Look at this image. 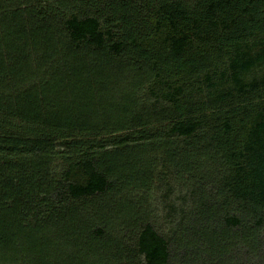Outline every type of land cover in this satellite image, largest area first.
Instances as JSON below:
<instances>
[{
    "label": "trees",
    "instance_id": "obj_1",
    "mask_svg": "<svg viewBox=\"0 0 264 264\" xmlns=\"http://www.w3.org/2000/svg\"><path fill=\"white\" fill-rule=\"evenodd\" d=\"M118 87L132 92L123 117L98 119L94 91ZM159 149L149 181H130L127 157ZM203 155L207 177L190 170ZM158 173L186 183L201 210L209 186L216 222L250 233L245 252L258 254L264 0H0V264H58L40 234L122 193L145 201ZM196 210L169 237L148 214L108 226L98 210L81 232L98 242L95 261L79 264H193Z\"/></svg>",
    "mask_w": 264,
    "mask_h": 264
},
{
    "label": "rangeland",
    "instance_id": "obj_2",
    "mask_svg": "<svg viewBox=\"0 0 264 264\" xmlns=\"http://www.w3.org/2000/svg\"><path fill=\"white\" fill-rule=\"evenodd\" d=\"M83 90V89H82ZM83 93L82 91H78ZM97 95L101 97V101L95 107L97 118L103 119L105 116L111 117L112 121L120 120L123 117L121 112L122 105L125 103L127 98H132V92H128L123 87L112 88L107 90L103 95L97 90L94 91ZM171 146L168 147L169 153L168 157L164 155L162 149L151 150V151H138L137 156L139 159L134 160L132 155L127 158L128 166L125 167V172L128 174V178L133 180L136 176L144 177L145 182L149 181V164L154 159L155 153H160L165 158H168L169 165H173L174 160L177 156H172L174 149ZM156 156V155H155ZM198 163L190 170L196 172L198 175H208L210 173V166L208 162V156H198ZM139 162L145 164L144 170L145 175L141 174L142 168L139 167ZM198 164L200 165V170L198 169ZM136 173H135V172ZM157 176V177H156ZM158 176H163L162 174L153 175V181L151 184V189L149 196L147 195L144 201L139 195L134 194L133 191L125 196L126 193H122L114 200L108 201L104 206H98L93 209L92 214L87 211H81L76 215H71L70 218L66 219L59 227L51 226L46 229L43 234L37 237L39 241V247H43L50 251L51 257L56 256L59 258L58 264H79L82 261H95V254L98 250L97 243H91L86 245L88 239L86 236L82 235L86 230V224H90L92 220L95 222L98 219L96 214L98 210L108 222V226H111L113 221V216L115 220L118 219H132L137 215H149L147 221L152 223L155 228L166 237L171 235L172 229L180 221V216L186 213L187 219L190 222V211L198 212V215L194 220H198L192 228L193 234L188 235L186 238V243L190 247L192 254L191 262L193 264H264V226L262 227V238L261 242L258 243V254L253 256L252 253L247 255L245 252L248 246L243 245L244 241L247 239V243L250 246L253 243V236L250 233L237 235L234 232H229L224 230L216 222L217 215L214 213V203L209 200L211 198V193L208 188H206V206L204 210L197 208L195 201L191 202L190 193H188V188L186 183L182 182L180 179L174 178L173 174L161 177L158 180ZM133 177V178H132ZM190 188V181L188 182ZM111 206V210L107 206ZM173 208L171 210L170 208ZM109 232V229H108ZM81 234V236H79ZM178 234V233H177ZM68 235L71 238L68 243ZM74 235V236H73ZM73 236V237H71ZM180 236V232H179ZM30 236L23 238V247L30 244ZM33 242L36 240H32ZM76 243H80L76 245ZM20 256H27L28 252L23 251ZM190 264V260H189Z\"/></svg>",
    "mask_w": 264,
    "mask_h": 264
}]
</instances>
